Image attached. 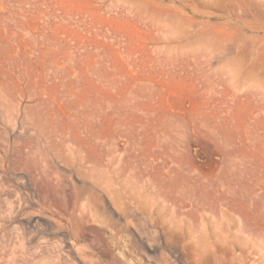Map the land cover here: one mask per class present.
Here are the masks:
<instances>
[{"label":"rangeland","instance_id":"obj_1","mask_svg":"<svg viewBox=\"0 0 264 264\" xmlns=\"http://www.w3.org/2000/svg\"><path fill=\"white\" fill-rule=\"evenodd\" d=\"M103 103L152 111L155 126L166 116L184 143L134 146L106 121L96 153L109 175L122 166L129 190L130 163H154L134 191L151 216L129 224L108 206L103 241L92 219L74 241L84 178L61 161L46 169L31 126ZM240 177L264 193V0H0V264H264L251 232L264 197L236 200Z\"/></svg>","mask_w":264,"mask_h":264},{"label":"bare ground","instance_id":"obj_2","mask_svg":"<svg viewBox=\"0 0 264 264\" xmlns=\"http://www.w3.org/2000/svg\"><path fill=\"white\" fill-rule=\"evenodd\" d=\"M137 112L136 106H132L126 111H122L118 107L108 111L105 103H103L93 109H64L62 113L49 114L47 118L42 119L41 122L33 123L31 126L33 133L40 138L39 142L42 147L40 154L43 166L46 169L52 168L53 163L61 161L63 164L73 167L75 174L77 173L78 176L84 178L81 186L76 184L72 186L74 205H72L67 221L74 241L87 238V230L90 228H86L85 224L90 222L91 219L93 222L91 230L96 232V243L103 241L106 226L114 220L112 219L114 216L110 214V209H106L108 206H111L113 213L123 215L126 218V223L129 224L132 220L139 219V215L151 216V211L136 199L134 191L136 190L135 184L140 176L146 175L154 167L153 161L143 159L137 162L135 159L130 163L131 173L136 180L132 181L133 186L129 188L131 191L129 193L126 186H123L122 180H119L123 176L122 166L115 168L113 175H109L108 165L102 161V153H96L99 152V143L105 142L106 131L104 132V129L106 128V121H108L110 127L116 129L115 133L113 132L114 135L123 136L134 146L141 144L140 135H146L151 139V146L155 144L152 140L153 136H158L156 141L159 145L165 147L170 145L177 152L182 150L184 138L180 125H176L171 130L167 117L163 116L162 120L155 126V117L152 111L144 110L141 113L145 120H138L137 116L139 117V115ZM166 161L167 158L164 159V162ZM56 171H51L47 175L48 182H51L54 189L65 185L63 173L59 174V171ZM222 180L226 179L222 178ZM245 181V177H240L235 182L239 187L229 189L230 193H234L236 200L247 202L251 198L262 199L264 197V193L258 192L257 189L246 190L245 185H243ZM108 198L111 205L110 203L107 205ZM256 218L258 222L256 228L249 231L253 234L260 233L264 235V205H257ZM87 249L88 246L81 247L77 252L84 255L86 259L90 255ZM110 262L111 264H118L116 259H112ZM134 264L146 263L137 262Z\"/></svg>","mask_w":264,"mask_h":264}]
</instances>
